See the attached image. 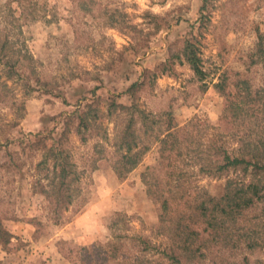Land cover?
Wrapping results in <instances>:
<instances>
[{
  "label": "rangeland",
  "instance_id": "rangeland-1",
  "mask_svg": "<svg viewBox=\"0 0 264 264\" xmlns=\"http://www.w3.org/2000/svg\"><path fill=\"white\" fill-rule=\"evenodd\" d=\"M0 39L33 89L27 92L21 78L0 87V221L13 235L0 245V264H175L171 255L180 264H264V200L213 234L194 211L207 194L222 193L226 181L243 179L234 171L201 173L200 154L220 133L228 95L244 93L238 81L247 82L252 97L264 88V0H0ZM186 40L199 48L203 81L172 56ZM171 56L173 70L148 80L138 103L155 117L171 113L181 128L177 172L167 187L165 168L149 170L159 154L151 143L119 179L112 164L123 116H108L107 106L129 105L126 88ZM221 81L224 94L215 87ZM93 101L99 118L87 141L71 127L61 142L82 173L81 192L55 225L51 199L40 192L52 195L53 178L51 160L38 166L42 142L55 144L65 116ZM247 104L248 111L259 107ZM248 118L250 132L255 121ZM163 198L168 209L161 219Z\"/></svg>",
  "mask_w": 264,
  "mask_h": 264
},
{
  "label": "trees",
  "instance_id": "trees-1",
  "mask_svg": "<svg viewBox=\"0 0 264 264\" xmlns=\"http://www.w3.org/2000/svg\"><path fill=\"white\" fill-rule=\"evenodd\" d=\"M23 1L28 4L32 2V0ZM44 20L47 19L44 17ZM47 22L49 23V21ZM17 27L20 29L21 25ZM11 44L14 45V43ZM8 47H10L9 42L6 39L2 41L0 39V78L4 79L0 83V87H6V82L14 78H21L27 92H31L33 89L29 84V78L18 72L16 62H12V59L5 53ZM172 56H175L179 62H185L200 81L205 79L206 73L201 67L199 48L193 41L186 40L180 54ZM172 56L157 66L154 71H143L140 79L126 88L124 94L130 100L129 105L111 101L107 106L108 116H123V123L116 134L115 160L112 164V169L119 179L125 177L141 163L151 143L158 145L159 154L156 165L149 170L157 171L165 168L167 179L177 172L175 157L183 154L180 151V144L183 142L179 136L181 128L173 124L171 113L166 112L155 117L146 112L138 103L139 93L142 92L148 80L152 84L158 76L173 70ZM34 80L45 92H51L49 85L40 77L35 75ZM236 86L241 87L244 93L241 96L228 95V109L225 110L220 119L221 124L217 127L220 133H216L208 145L206 156L203 154L204 150L200 154L202 163L199 171L201 173L219 177L234 171L243 177L241 180L226 181L222 193L216 196L207 194L205 199L203 198L195 206L194 211L198 213V216L203 220L202 224L205 225L204 231H210L211 234L216 233L217 227L222 228L226 222H235L244 212L256 207L264 200V88L252 97L246 81L240 80ZM215 87L224 94L223 81L216 83ZM230 97L235 100H230ZM248 102H258L259 107L256 111L254 108H250L249 111L248 109L245 110V108H249ZM250 111L252 113L248 115ZM248 117L255 121L254 128L250 132L244 129L245 120ZM98 118L97 105L93 101L83 107H78L65 116L64 128L55 144L53 143L47 148L42 142L44 138L37 139V142H42L45 148L44 157L38 166L45 165L48 160L52 162L53 178L49 185L52 188V195L49 196V193L43 188L40 192L51 199L54 207L53 222L55 225L61 223L62 214L67 211V208L71 206L81 192L77 184L80 182L82 173L77 171L68 153L61 147V142L67 138L71 132V127H73V131L80 141L86 142L89 138L88 131ZM161 118L164 121H161ZM161 123L164 124V129H160ZM222 135L235 141L237 148H229L226 138H223ZM92 170H95V166L92 167ZM146 177L148 178V175L144 174L143 182L150 185L151 183L149 180L147 181ZM168 180L165 184L167 187L170 185L171 179ZM155 184L159 186V183ZM160 208L162 219V215L167 213V199H162ZM192 232L191 234L194 235V231ZM12 239L13 235L2 226L0 221V245L7 247ZM253 246L249 247L252 248ZM83 250L87 251L85 248ZM170 258L173 263L180 264L178 256L171 255Z\"/></svg>",
  "mask_w": 264,
  "mask_h": 264
}]
</instances>
